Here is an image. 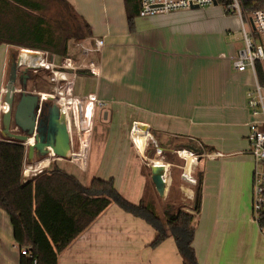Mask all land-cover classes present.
Returning a JSON list of instances; mask_svg holds the SVG:
<instances>
[{
  "label": "crops",
  "instance_id": "crops-1",
  "mask_svg": "<svg viewBox=\"0 0 264 264\" xmlns=\"http://www.w3.org/2000/svg\"><path fill=\"white\" fill-rule=\"evenodd\" d=\"M66 1L75 16L90 26L91 36L85 40L93 46L94 39H102L104 45L95 53L98 75L79 74L74 81L75 124L81 141L76 162L85 169L75 173L57 166L83 187L94 178L112 179L120 196L138 204L148 189L145 161L149 169L154 160L160 161L156 157L161 147V157L167 161L161 163L167 164L170 178L163 198L151 181L150 169V181L165 201L160 211L157 207L161 215L167 208L193 213L195 187L201 185L192 242L198 264H264V235L251 218L255 161L248 140L250 123L261 119L248 104V92L258 77L250 69L238 71L233 66L234 55L244 46L238 17L216 4L138 15L130 30L124 0ZM0 47L2 140L7 54L25 48ZM258 62L264 72V59ZM81 75L89 79L78 86ZM95 96L101 121L87 156L94 114L90 103ZM138 130L147 134L141 151L134 141ZM149 137L155 148L149 147ZM187 140L198 143L200 150L176 146ZM181 151L199 155L188 176ZM176 154L184 161L177 166L183 170L182 180L171 192L175 181L168 167ZM50 160L45 158L44 166V159L27 161L25 155L24 169L46 168ZM196 169L201 178L192 175ZM30 174L23 173L24 178ZM183 201L188 207L180 204ZM156 235L152 225L112 203L60 253L58 264H182L173 237L152 247ZM21 248L14 240L9 215L0 208V264H25L29 257Z\"/></svg>",
  "mask_w": 264,
  "mask_h": 264
},
{
  "label": "trees",
  "instance_id": "trees-1",
  "mask_svg": "<svg viewBox=\"0 0 264 264\" xmlns=\"http://www.w3.org/2000/svg\"><path fill=\"white\" fill-rule=\"evenodd\" d=\"M50 1L60 10L59 18L48 15V6L43 1L0 0V45L47 51L61 59L69 57V42L91 36L90 26L75 16L66 0ZM239 2L244 15L264 9V0ZM124 6L132 30L138 16V1L124 0ZM255 68L259 82L264 84L259 62ZM176 146L200 150L192 140ZM25 152L26 147L15 139L0 140V208L9 215L15 242L19 247L29 246L36 264H58L60 253L112 203L156 229L152 247L172 236L182 264H198L192 242L201 206L200 183L195 187L193 213L167 208L161 215L147 195L138 204L124 199L114 188L112 179L94 178L88 187H83L73 175L55 164L24 178ZM173 189L174 182L171 192ZM25 264H33V260L29 258Z\"/></svg>",
  "mask_w": 264,
  "mask_h": 264
},
{
  "label": "built area",
  "instance_id": "built-area-1",
  "mask_svg": "<svg viewBox=\"0 0 264 264\" xmlns=\"http://www.w3.org/2000/svg\"><path fill=\"white\" fill-rule=\"evenodd\" d=\"M139 5L138 15L141 17H148L157 14L171 13L176 11H182L190 9L192 6L201 7H209L214 5V3L221 4L224 10L227 13L233 14L239 19V29L242 35V39L244 42V46L240 49L236 55L233 57V66L238 71H244L246 69H250L255 77H256V68L255 64L258 61H262L264 59V9H256L254 10L247 18L243 15V11L240 5L239 0H137ZM77 47H81L83 52H101L102 47L104 45V41L102 39H94L93 46L84 47L81 42L75 43ZM29 51V53L33 55H37V61L32 62L30 60L28 63L33 64L35 67L28 69L29 71L37 72L39 69H46L52 71L54 77H51V81H55L56 78H62L63 74L60 70L61 68H67L66 65L59 63L56 57L53 55L51 60H48L49 53L47 51L40 52L42 50H32V49H22L21 51ZM39 56V58H38ZM41 60V61H40ZM68 58L65 59L67 62ZM24 69L25 67L22 66ZM86 74L90 77H96L98 75V64L96 60H90L87 64ZM58 74V75H57ZM62 74V75H61ZM27 78V87L28 83L32 80L31 74L28 73ZM29 89V88H28ZM27 91H30L28 90ZM31 92V91H30ZM34 92V91H32ZM40 96V101L46 99L47 97L53 98L56 101L63 114L65 115L67 125L70 123L69 119V110L66 105V100H58L57 96L63 98V92L59 91L53 94H44L40 92H34ZM249 96V107L251 108L254 115H260L261 119L258 121H253L249 125L248 132V140L251 144V148L249 153L254 157L255 161V169L253 175V191H252V215L253 221L258 226L261 233L264 235V85L261 84L258 79L255 81V86L252 91L248 92ZM97 99L96 96L93 98V101L90 105L93 108V113L95 108L97 107ZM7 109L6 103H2L1 110L2 112ZM71 114L74 116V121L77 118V108L76 105L71 110ZM94 116V114H93ZM92 116V123H93ZM76 125V124H75ZM70 130V126H68ZM92 131V128H91ZM189 156L194 158V161L198 158L199 155H195L193 152L184 151ZM76 154V158L80 159L78 152L70 153L72 159H74V155ZM204 154V153H203ZM212 156V155H207ZM44 168H33L30 173L32 175L40 173ZM201 170V169H200ZM185 171V170H184ZM24 174H26V168L24 169ZM198 178H201V175H197ZM21 253L23 255L28 256L33 260V263L36 264V259L33 258L32 253L29 247H22Z\"/></svg>",
  "mask_w": 264,
  "mask_h": 264
},
{
  "label": "water",
  "instance_id": "water-1",
  "mask_svg": "<svg viewBox=\"0 0 264 264\" xmlns=\"http://www.w3.org/2000/svg\"><path fill=\"white\" fill-rule=\"evenodd\" d=\"M217 3H214L216 5ZM192 6L191 9H197ZM33 54L25 56L23 51L15 57L11 55L7 83L5 85L4 103L7 109L2 112V134L5 138L15 139L24 146L26 145V159L32 161L34 158L40 161L43 158L64 159L70 156L72 141L65 115L59 104L50 97L40 101L37 93L27 91L26 73L28 69L35 67L26 62ZM48 55V60L52 59ZM32 61V60H31ZM24 66V72L20 75L21 88H17V77L19 67ZM16 93H19L17 97ZM17 98V99H16ZM15 108L13 109L14 102ZM13 109V111H12ZM20 128L22 133L11 130V124ZM32 139V142L28 141ZM162 148L158 151L162 153ZM167 163V162H166ZM170 163V162H169ZM151 181L160 197H165L170 184V178L164 163H152Z\"/></svg>",
  "mask_w": 264,
  "mask_h": 264
},
{
  "label": "rangeland",
  "instance_id": "rangeland-1",
  "mask_svg": "<svg viewBox=\"0 0 264 264\" xmlns=\"http://www.w3.org/2000/svg\"><path fill=\"white\" fill-rule=\"evenodd\" d=\"M43 1L47 6H48V15H51V18L56 19L59 18V14H60V10L59 12L57 11L58 7L57 5L54 3V1H50V0H41ZM79 43L81 42L82 45L84 47H91V44L89 42V40H80V41H70L69 42V60H67V62L65 61L66 58L61 59L57 56L56 59L59 63H62L64 65H66L67 68H61L60 70L62 71V78L61 76L56 78L55 81H51V77H54V74L52 73V71L50 70H46L44 68L39 69L37 72H33L32 70L29 71V74H31V78L32 80L28 83V90L30 91H34V92H40V93H44V94H55L59 91L63 92V98L61 97V100L63 101H68L67 103V108L69 110V119H70V134H71V141H72V147H71V153H77L80 150L81 147V141L78 135V131H77V127L75 125V121H74V116L71 114V110L72 107L74 108L76 105V100L77 97L74 95V81L77 77L78 74H83L86 73L85 71L89 69L87 68V64L89 63L90 60H96V54L95 52H88L86 53L85 51L83 52L81 47H77L75 45V43ZM2 47H0V53L2 52ZM40 52H44V51H40ZM20 53V49H12L8 52L7 54V62H6V73H5V85L7 83V78H8V70H9V65H10V60H11V55H14L15 57H17ZM1 62V60H0ZM22 68V67H21ZM61 74V75H62ZM58 75V74H57ZM83 79H89L87 77H83L82 75L78 77V86H80L81 81ZM18 86V83H17ZM54 98V97H53ZM52 98V99H53ZM55 99V98H54ZM76 119V118H75ZM101 121V110L98 108H95L94 110V116H93V123H92V131H91V136H90V142H89V149H88V153L87 156H89V153L91 151V147L93 145V138L95 136V134L97 133L96 131H98V122ZM97 123V124H96ZM11 128H12V124H11ZM147 143H151L149 147L151 148H155L154 147V143L152 142L151 137L148 138ZM153 143V144H152ZM148 145V144H147ZM158 152L154 149V154ZM158 154V153H157ZM156 156V155H154ZM162 154L159 153L156 157V159L158 158V160H160V162H165L166 160L164 158L161 157ZM177 163H175L176 161L172 162V164H170V166L168 167L169 170L171 171V176H173L174 178V189H176L178 187V184L180 183L181 179V171L183 172L182 169L178 168L177 166L184 164L182 161V159H180L178 157V154H176L175 156ZM146 158H148V156H146ZM155 159V157H152ZM45 159V158H43ZM166 159H169L168 157H166ZM42 160V159H41ZM79 158H74L72 159L71 156L64 158V159H51L49 165L44 168V170L51 168L52 166L58 165L63 169L66 170H72L75 173L79 171V169H85V165L82 167V165H78L76 161H79ZM147 162V166L145 167L146 169V174H147V178H149V184H148V189H147V198L151 199L154 201V204L156 205V207L159 208H163L165 205V201L161 200L153 185L151 184L150 181V169L148 167L149 163ZM167 162V161H166ZM86 168H89L88 165ZM197 170L196 169V173L192 174L194 175V178H196V174H197ZM38 173V172H37ZM182 206L184 207H188V203L187 201H183L182 203H180ZM160 211V209H159ZM251 218L253 219V215L251 213Z\"/></svg>",
  "mask_w": 264,
  "mask_h": 264
},
{
  "label": "bare ground",
  "instance_id": "bare-ground-1",
  "mask_svg": "<svg viewBox=\"0 0 264 264\" xmlns=\"http://www.w3.org/2000/svg\"><path fill=\"white\" fill-rule=\"evenodd\" d=\"M23 53H24V55L25 56H29L30 55V53H29V51H26V50H24L23 51ZM32 57V59L31 58H27V60H25L26 62L27 61H29L30 62V60H32V62H35V61H37V55H33V56H31ZM38 58H39V56H38ZM38 61H39V59H38ZM38 61H37V63H38ZM41 61V60H40ZM58 98H57V101L58 100H61V97L60 96H57ZM146 136H147V134L146 133H144V132H141V131H136V132H134V141H135V144H136V146H137V148L141 151L143 148H144V146H145V141H146ZM30 142H32V139H30L29 141H28V143H30ZM186 150V149H185ZM180 153V152H179ZM181 154H182V156L186 159V165H185V174L188 176L190 173H191V169H192V164H193V162H194V158L193 157H191V156H189V154H187L186 152H183V151H181ZM44 161H45V159H44ZM155 161V163H161L160 161H157V160H154ZM43 162V161H42ZM47 161H45L44 163H46ZM44 163H42L41 165H43ZM48 164V162L46 163V164H44V166H46ZM35 165V164H34ZM166 166H167V164H166ZM38 168V167H37ZM31 167H26V174H29L30 173V171H31ZM37 173V172H36ZM31 175V174H30Z\"/></svg>",
  "mask_w": 264,
  "mask_h": 264
},
{
  "label": "flooded vegetation",
  "instance_id": "flooded-vegetation-1",
  "mask_svg": "<svg viewBox=\"0 0 264 264\" xmlns=\"http://www.w3.org/2000/svg\"><path fill=\"white\" fill-rule=\"evenodd\" d=\"M23 72H24V68H23V67H22V68L19 67L18 77H17V83H18V86H16L17 88L19 87V89L21 88V81H20L19 77H20L21 74H23ZM26 73L28 74L29 72L27 71ZM16 95H17V97H19V93H16ZM16 99H17V98H16ZM51 100H53V99H51ZM15 103H16V100H15V102H14L13 109L15 108ZM13 109H12V111H13ZM11 130H12L13 132H16V133H22L21 130H20V128H18V127L15 125V123H12V128H11Z\"/></svg>",
  "mask_w": 264,
  "mask_h": 264
}]
</instances>
